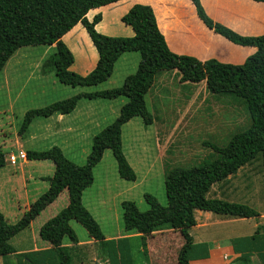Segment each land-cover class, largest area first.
Here are the masks:
<instances>
[{"label": "trees", "instance_id": "1", "mask_svg": "<svg viewBox=\"0 0 264 264\" xmlns=\"http://www.w3.org/2000/svg\"><path fill=\"white\" fill-rule=\"evenodd\" d=\"M116 1L119 0H0V70L21 47L53 46L54 53L48 57V61L56 81L70 87H92L110 77L121 55L137 53L139 56L135 71L125 76L119 87L78 93L23 114L16 132L18 136L24 134L33 119L67 115L81 99H125L113 121L91 137L89 152L83 165L73 164L54 146L44 151L25 152L27 161L51 162L53 173L46 178L47 190L29 204L14 224L6 223L0 213V257L14 253L9 240L26 229L62 191L66 193V206L38 229V238L46 242L54 252L55 264L71 262L69 249L64 246L65 242L72 246L78 243L69 225L71 221L79 224L90 240L100 245L108 242L104 240L97 223L82 206L81 194L91 185L92 169L106 149L115 161L118 177L130 182L135 180V175L121 151L120 129L135 117L140 118L144 126L151 123L144 96L150 89L154 76L163 71L175 70L179 83L203 82L210 93H227L238 97L244 102L249 126L245 131L233 135L222 148L203 143L216 153L217 156L212 161L168 171L163 182L165 206L159 205L148 194L142 195L147 205V210L142 212L133 202L122 201L120 209L123 232H134L143 238L159 231L169 232L166 235L172 232L178 236L175 239L179 244L174 255L176 264H187L193 256V245L187 230L195 225V211L231 219H256L259 216L255 210L244 204L211 199L206 195L214 183L234 174L240 167L253 161L256 155H260L264 172V35H237L212 21L203 11L199 0H189L197 19L205 28L232 44L255 49L254 53L238 65L220 63L214 59L198 61L168 50L148 6L132 5L120 17V22L131 29V37H112L98 33L94 26L100 22V14H95L88 21L86 13ZM251 1L264 3V0ZM77 23L82 26L97 54L93 69L84 76L69 69L73 56L61 41V37ZM3 165L4 154L0 150V168ZM260 229L257 226L248 240H254ZM244 241L245 239L233 240V249L238 242ZM142 245L146 254L144 243ZM248 250L249 248L244 247L246 252L237 259L239 264L248 263ZM257 258L264 264V256Z\"/></svg>", "mask_w": 264, "mask_h": 264}, {"label": "rangeland", "instance_id": "2", "mask_svg": "<svg viewBox=\"0 0 264 264\" xmlns=\"http://www.w3.org/2000/svg\"><path fill=\"white\" fill-rule=\"evenodd\" d=\"M69 36L64 37L65 42ZM66 46L74 57V68L82 69L88 59V51L83 42L80 38L74 37L72 41L68 40ZM53 53V46L21 47L11 55L0 70V150L6 161V167L0 168V213L8 224H14L20 218L23 207L32 203L47 190L46 178L51 177L53 173V165L49 161H30L21 167H16L23 160H16L15 165L10 164L8 156H16L18 151H44L54 146L59 148L70 162L81 166L89 152L91 137L117 116V112L115 116L107 115L108 106L117 107L120 102L124 103L125 99L79 100V106L82 110L85 109L88 117L95 113L105 114V124L103 125L101 121L98 127H85L80 147L76 149L66 146L62 141V130L55 127L60 124V121L56 120V115L33 119L25 133L18 136L16 132L23 114L28 110L44 107L78 93H92L119 87L123 78L135 71L139 60L137 53H126L116 61L110 77L105 82L92 87H70L56 81L48 61V57ZM156 80L155 85L159 82V85L165 86L167 93L163 105L159 104L158 100L153 101L149 96L145 97V108L153 117L152 124L144 126L140 118L135 117L121 128L122 152L133 167L136 180L130 182L118 177L115 161L110 151L106 149L101 160L92 169L91 185L81 196L82 206L97 223L103 237L110 241L104 245L88 242L90 239L83 228L71 221L69 225L82 244L74 251L70 247L71 264H171L170 257L177 253L179 246L176 237L174 238L175 234L166 235L165 231H159L143 238L134 232H123L120 203L133 202L142 212L147 210L142 195L148 194L159 205L165 206L163 187L165 167L166 170L167 167L189 168L208 163L217 155L203 143L224 147L234 133V129L217 128L215 132L219 131L218 135H208L205 131L208 121L206 112L208 108L211 109L214 100L207 99L205 103H200L199 97L188 99V88L178 87V83L174 82L169 74ZM154 90H157L156 86ZM152 103L154 104L151 105ZM161 106L163 109L158 108ZM238 114L242 125H246L248 116L245 108H240L238 105ZM158 118L162 119L159 121ZM89 119L94 121L95 117ZM143 140L148 144L146 145L149 154L147 160L152 162L150 165L152 170L149 173L142 171L143 167L134 165V158H138L142 152ZM155 144L159 147V151L154 150ZM260 161V155H256L251 162L253 172L259 176L252 203L256 205L254 209L264 212V172ZM2 180L4 181L1 182ZM66 202L67 197L63 192L52 205L47 206L30 222L28 228L9 240L10 246L19 248V240L23 237L31 245L33 241L41 242L38 238L39 227L64 208ZM194 218L201 223L207 221L205 218L210 220L206 222L208 227L201 231L208 230L211 238L224 235L231 229L226 228L230 225L223 222L227 219L225 217L197 212ZM218 245L221 246V243ZM43 253L45 264H51L52 253H49V258L46 251ZM16 258L19 264H23L21 258ZM12 260L15 259L6 256L0 259V262L10 264Z\"/></svg>", "mask_w": 264, "mask_h": 264}, {"label": "crops", "instance_id": "3", "mask_svg": "<svg viewBox=\"0 0 264 264\" xmlns=\"http://www.w3.org/2000/svg\"><path fill=\"white\" fill-rule=\"evenodd\" d=\"M199 3L205 14L212 21L223 25L237 35H264V3L253 2L251 0H199ZM135 4L150 7L155 18L157 30L162 35L168 50L176 55L190 56L197 59L198 61L214 59L220 63L238 65L241 64L246 57H248L255 51L253 47H243L232 44L205 28L203 24L197 19L194 8L189 0H119L114 3L89 10L86 13V19L90 21L95 14H100L101 20L94 26L95 30L98 33L112 37H115L117 35L131 37L133 35L131 29L128 26L122 24L119 19L128 11V9L132 5ZM67 36H69L67 42L68 40L72 41L74 37L80 38V40L83 42V45L87 48L88 59L85 62L83 68H74V57L73 63L69 67V69L74 73L80 76H84L93 69L97 60V54L92 47L85 31L79 23L75 24L67 33H65V35L61 37V41L65 45L67 44V42L64 41V37ZM167 74L170 75V78L174 82L176 81L178 83V87L182 86L188 88V99H197L199 97V100L201 101L200 103H205L207 99L214 100L215 103L211 104V109L208 108L206 112L207 114L205 113L208 118L205 131L208 135H218L219 131L215 132V129L217 128L234 129V133L229 137L230 140L233 135L241 133L248 128L249 118L248 123L243 126L238 114V105H240V108H245L244 102L241 99L227 93H210L206 89L203 82L196 84L179 83V77L175 70L163 71L160 72V74L158 73L157 75H155L150 89L144 96V100L145 97L149 96L151 100H158L159 104L163 105V100L167 91L165 90V86H163L162 84L159 85V82L158 85H155V83L157 81L156 79H158L159 77L162 78ZM155 86L157 87V90H154ZM122 104L123 103L120 102V105H118L117 107L108 106L107 111L109 113L107 115L110 114L111 116H115L116 112L118 113V110ZM153 104L154 103H152L151 105ZM234 105L236 106L235 108ZM81 108L82 107L79 106L78 101L71 113L67 115H56V120L60 121V124L59 126L55 125V127H59L60 131L62 130V141H64L66 146L75 149L80 147L82 133L84 132L83 129L85 127H98L99 122L101 121L103 125L105 124V114L95 113L91 116L95 117L93 121L92 119H89L91 117H88L86 115L87 112L85 111V109L82 110ZM158 108L163 109L162 106ZM158 119L160 121L162 118ZM129 121H127L125 124H127ZM152 122L153 117L151 116V123L149 125H151ZM211 128L213 130H209ZM144 136L145 134L143 133V137ZM146 145L148 144L143 140L142 152L138 156V158H134V165L140 166L141 168L143 167L142 171H146L147 173H149L150 170H152V168H150L152 162L150 163L147 160V156H149V154ZM154 150L159 151V147L157 146V144L154 145ZM26 151L27 150H24L22 152L25 153ZM122 154L134 173V169L128 162L126 155L123 152ZM26 162L30 161L24 159L23 162L21 164H18L16 167H21L23 164L25 165ZM251 162L240 167L234 174L228 176L223 181L214 183L210 187L206 197L211 199H219L226 202L244 204L255 210L259 214V216L256 219L227 218L223 222L226 225H230V227H226L231 228L229 232L224 233V235L222 234L220 236H215L212 238L210 237L208 230H204L203 232L201 231L203 228L208 227L206 222L210 220L205 218V220L207 221L203 223H201V221L195 220V225L187 230L188 235L191 237L193 245V256L187 264H239L237 259L245 254L244 252L246 251H244V247L249 248L248 251L250 252L248 263L246 264H261V261L257 258V256H264V212L254 209L256 205L252 203L253 197L256 194L257 180L259 176L253 172L254 168L251 166ZM3 167H6L5 157ZM171 169L170 167H167L166 170L165 167L163 172L164 175H166V173H168V171H170ZM134 175L136 180V174L134 173ZM4 180H6V178ZM4 180H2L1 182H3ZM63 192L65 193V191H62L48 206L52 205L59 198V196L62 195ZM28 206L29 204H26L23 207L20 215H22V213L28 208ZM197 212L200 211H195L194 215ZM244 224H247V226H244ZM257 226H260L261 229L258 231L255 239L252 241L248 240V238L254 234ZM175 237L176 239H178V236L175 235L174 238ZM237 239H245V241L243 243L238 242L236 248L233 249L231 242ZM104 240L110 241V239L106 240L105 238ZM91 241L92 240L88 242ZM220 243L221 246L218 245ZM211 244H213V246H211ZM19 245L20 247L17 249L12 247L14 250L13 254L7 255L15 259L12 260V264H19L16 257L21 258L23 264H45V256L43 251L47 252L48 258L49 253L51 252V264L56 263L54 252L44 241H41L39 243L37 241H33L31 245L27 243V240H25V237H23L19 240ZM81 245L82 244L79 241L75 246L67 244L66 242L64 244V246H66L68 249H71L70 247H72V251L77 250ZM202 254L204 256H200ZM69 255L71 258L70 250ZM1 257L3 258L6 256ZM1 257L0 259H2ZM165 258L167 259V256H165ZM170 258L171 264H176V256H171ZM0 264L7 263L0 262Z\"/></svg>", "mask_w": 264, "mask_h": 264}, {"label": "built area", "instance_id": "4", "mask_svg": "<svg viewBox=\"0 0 264 264\" xmlns=\"http://www.w3.org/2000/svg\"><path fill=\"white\" fill-rule=\"evenodd\" d=\"M25 159V153L18 151L16 156L9 155L8 156V161L10 164H14L16 160H24Z\"/></svg>", "mask_w": 264, "mask_h": 264}]
</instances>
